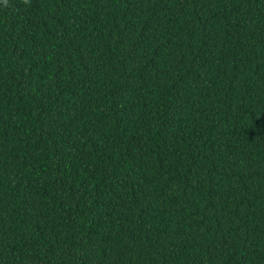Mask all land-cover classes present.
<instances>
[{
    "label": "trees",
    "instance_id": "trees-1",
    "mask_svg": "<svg viewBox=\"0 0 264 264\" xmlns=\"http://www.w3.org/2000/svg\"><path fill=\"white\" fill-rule=\"evenodd\" d=\"M0 264H264V0H0Z\"/></svg>",
    "mask_w": 264,
    "mask_h": 264
}]
</instances>
